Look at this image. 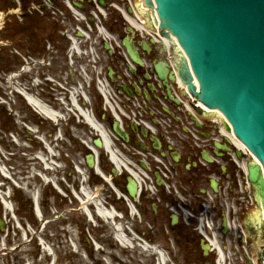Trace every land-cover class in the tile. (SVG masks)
<instances>
[{
	"label": "rangeland",
	"instance_id": "rangeland-1",
	"mask_svg": "<svg viewBox=\"0 0 264 264\" xmlns=\"http://www.w3.org/2000/svg\"><path fill=\"white\" fill-rule=\"evenodd\" d=\"M0 22H2L1 19ZM18 44L17 41L7 42L3 37V31L0 30V186L3 184L0 188V196H2L0 197V219L6 221L5 231L1 232L0 230V264H50L52 260H46L44 248L39 245L36 237H33V240H31V237L25 240L23 232L16 226V220L12 218V213H8L6 205L10 207L13 205L21 222L32 224V215L28 214V207L21 203L19 205L14 200L17 190H20V193L24 194L26 198H30V196L37 198L39 196L40 202L45 208V216L50 221L45 232L51 235L50 247L56 251L59 263L83 264L81 262L83 260L85 264H92L90 259L93 257H95L94 259L105 258L107 261L102 262V264L151 263L147 261L149 258L146 254H143L144 251L140 247L135 245L131 249H129L130 247L121 248L118 242L110 237L109 222L99 217H97L94 224L88 222L85 214L89 210L87 207L84 208V204L95 202V200L87 202L81 195V204V201L73 195V188L78 192H80L78 189L84 188L96 199L95 203L100 201L102 204L110 205L109 209H112L113 206L122 211L127 209L126 203L117 199L107 181L95 174L90 181L88 180L90 174L84 160L85 152L83 151L86 147L82 140L91 141L94 132L84 124V119L72 108L70 97L73 91L77 90L76 97L80 103H82L85 96L90 99L85 106L86 109L102 112V97L97 89V82L94 80L97 73L92 66L93 63L90 61L89 54L77 57V62L74 65L77 69L81 67L83 71L85 70L84 74L75 72V78L79 83L73 87H66V59L64 58L67 54H63V56L61 54V51L64 50V44L60 45L61 47L56 53L51 52V54H47L48 56L41 57L43 60L31 59L29 53L20 50ZM15 47L21 52L22 56L15 53ZM172 54H175L178 59H182V55L176 46H172ZM56 82L70 91H65L58 84L56 85ZM23 90H28L39 97L50 110L53 109L64 115L65 117L60 120L59 125L57 126L52 120L37 114L36 110L30 107L26 99L18 92ZM56 98H59V100H56ZM5 111L8 112L7 117ZM34 114L39 117L40 122ZM38 127L41 131H44L48 140L53 142L51 147L56 155V160L50 158L49 166L52 165L51 170L46 169V165L37 156L40 149L43 153L44 150L46 151L45 146L38 142L35 137L36 132L30 134L27 129L31 128L36 131ZM115 148L118 149V146L115 145ZM44 154L48 158V150L47 154ZM103 154L105 156L104 165L106 169L110 170L112 164L104 151ZM60 155L62 158H60ZM121 155L123 160H127V162H136L129 155L123 153ZM76 166L81 167L84 173L80 174L76 170ZM55 168L59 169L60 172L55 171ZM23 178H30V186L21 181ZM45 178L53 181L57 180L65 189L62 190L64 195H68L70 198L65 199V197H62L52 182H46ZM84 178H86V181ZM118 185L124 188L125 183ZM9 191L12 194V199L6 197ZM111 193L115 196L114 199L111 197ZM1 201H4V204ZM92 208L94 209V206H91ZM257 214L255 210L248 211L245 214L247 223L255 218ZM65 218L71 220L70 225L67 227L69 232H66L65 227L61 224ZM124 222L127 225H135L139 231H144L146 233L145 237L152 238V242L157 243L158 246L163 244L159 224L155 223L156 226L152 231L148 227V221L144 218L143 224L138 221L136 216L134 219L126 218ZM155 222L157 221L155 220ZM35 226L37 227V225ZM128 235L133 237L132 234ZM147 238L142 239L148 242ZM92 240L103 243L101 249L105 250V254L110 256L101 255L102 250L100 249H91ZM70 241L78 245L76 251L70 247ZM229 254L234 256L230 252ZM111 258L118 259V261L110 262Z\"/></svg>",
	"mask_w": 264,
	"mask_h": 264
},
{
	"label": "water",
	"instance_id": "water-1",
	"mask_svg": "<svg viewBox=\"0 0 264 264\" xmlns=\"http://www.w3.org/2000/svg\"><path fill=\"white\" fill-rule=\"evenodd\" d=\"M158 1L191 56L203 99L227 113L238 134L264 161V0ZM123 44L130 57L142 63L134 42L126 38ZM157 71L165 77L162 68ZM181 73L187 79L184 69ZM113 128L128 140L118 121ZM89 160L92 166V156ZM249 178L260 201L264 179L259 165L249 164ZM136 191L129 178L133 198Z\"/></svg>",
	"mask_w": 264,
	"mask_h": 264
},
{
	"label": "flooded vegetation",
	"instance_id": "flooded-vegetation-1",
	"mask_svg": "<svg viewBox=\"0 0 264 264\" xmlns=\"http://www.w3.org/2000/svg\"><path fill=\"white\" fill-rule=\"evenodd\" d=\"M108 24L111 26L113 31L119 33L120 35L124 34L117 18H110ZM143 55L145 57L146 63H153L158 59V54L151 53ZM161 58L163 57L161 56ZM150 68L151 67L148 66L147 70H150ZM122 73H124L123 68L117 71V74ZM143 77H145V68H138L137 71L131 75L130 80H125V83L130 85L135 83L138 84L141 82ZM150 79L152 80V77H150ZM143 81L145 85L149 84L146 80L143 79ZM152 86V91H149L150 88L147 89L150 93V102L147 104V109H143V112L147 114V111H152V116L155 117L156 122L162 124L165 123L169 128L167 131L170 134H173L176 127L183 128L188 126L189 121L187 120L186 115L183 113L180 103H175L169 99L167 88L163 84L158 83H152ZM133 92L136 93L135 90ZM173 94H175L174 88ZM139 97L143 98L144 96L142 94ZM163 106H166V109L163 108ZM192 128L195 127H189L190 130ZM129 133L130 143L128 146L130 153H132L134 156H137L139 154L137 152V135L132 132L131 128H129ZM210 136L211 133H209V138L204 144V146L208 148L212 147L211 140H213V138H210ZM145 142L149 144V139H146ZM162 146L165 150L168 149V146L165 142H162ZM132 149L134 150L133 152ZM175 149L179 151V160L174 162L169 159L171 172L170 178L167 180V182H163L164 187L158 188L153 194L143 195L139 201V207L144 214L150 215L152 220H159L166 229L171 231L176 246L182 250L186 256L184 258V262H187L188 264H216L214 249L208 245L206 240L204 244L202 242V238L196 232L197 219H190L189 224H187L180 209V205H182L181 200L176 194L183 193L186 196L189 205L191 206L190 208H197L202 204V195L201 192H199L202 186L206 187L205 193L209 192L207 173H210L211 175H219L220 186L224 187L227 184L234 185L237 167L234 161H231L230 155L225 151L222 153V158L226 167V171L223 172V167L217 164L211 165V167L208 169L200 164L195 165L194 161H198L199 158L196 150L191 149L190 144L176 141ZM154 152L155 151L150 149L146 155L151 167H156L153 160ZM188 163L192 164V169L190 170H188ZM166 186L169 188L167 187V189ZM154 203L157 205L155 212L153 210ZM149 207L151 208L152 213L149 211ZM173 207H175V211L172 209ZM210 207L211 212L209 214V218L215 222L221 218L215 209L216 201L211 200ZM208 233L211 234L210 231ZM232 246H234V243H232ZM91 261L92 264H102L103 262V260ZM110 262H113V259H111ZM56 263H59L58 258L56 259Z\"/></svg>",
	"mask_w": 264,
	"mask_h": 264
},
{
	"label": "bare ground",
	"instance_id": "bare-ground-1",
	"mask_svg": "<svg viewBox=\"0 0 264 264\" xmlns=\"http://www.w3.org/2000/svg\"><path fill=\"white\" fill-rule=\"evenodd\" d=\"M182 48H183V47H182ZM186 49H187V48H186ZM188 55H189V54H187V56H188ZM188 59H189V58H188ZM193 72H194V75H195V80L198 81V80H197V77H196V74H195V71H194V68H193ZM100 87H101V90H102L103 94L106 95L108 99H110L111 97L109 96L110 93H109V91H108V89H107V86H106V85L102 86V85L100 84ZM76 92H77V90L73 91V97H72L73 101H74L75 104H76V105H74V109L76 108V110H78L79 112H81L82 115L85 117V121H87V123L90 125V127H91L92 129H94L95 132H97L98 134H100V135L102 136V138H103V140H104V143H105V150L109 151V156H111V160L116 164V166H118V167H125V166H127L126 161L123 160V159L119 156L117 150L114 149V143H113V141H112V139H111V134H110V132L106 129V127H104L103 124H100V123H99V122L93 117V115H92L90 112L88 113L87 110H85L84 108H82V107L79 105V102H78V104L76 103V100H77ZM23 93H24V92H23ZM25 94H26V93H25ZM26 97H27V99L29 100V102H30L35 108H37L42 114H45V115H47V116L50 117V118H54V120H57V121L60 120V119H59L60 117H62L61 114H57V113L52 112V111L46 106V104H44L43 102H40V101L36 100L33 96H30V95L26 94ZM113 106H115V105H114V104L111 105V107H113ZM207 110H209L210 112H218V110H211V109H207ZM82 127H85V126H82ZM87 143L89 144V142H87ZM50 152L52 153L53 150H52V151L50 150ZM50 152H49L48 158H47V156H45V154H44V153L47 154V150H46V151L44 150V153H41V154H39L40 156H38L39 159L45 161L46 166H48V167H49V163H50L49 160H50V158H52ZM50 168H52V165H50ZM35 173H36V172H35ZM100 173H101V172H100ZM21 181L24 182V183H26V184H28V186H30V178H23V179H21ZM36 186H38V185H36ZM83 193H84V194L87 196V198H88V199H87V200H88L87 202H89V201L91 202V201H93V200H95V202H96V199H94L93 195H92V194H89L85 189H83ZM81 194H82V190H81ZM127 201H128V204H129V205H132L131 202H130L129 200H127ZM261 203H262V208H263V210H264V201L261 202ZM92 204H94V203L91 202V203L89 204V207L92 206ZM96 204H97V203H95V205H96ZM85 205H88V204H84V208H86ZM132 208H133V207H132ZM97 211H98V213H99L100 215H102V216L105 217V218H106L107 216L113 217L111 213H109V212L103 210V209L101 208L100 205H99V208L97 209ZM135 212H136V211H135L134 208H133L132 213H135ZM263 215H264V211H263ZM259 217H260V214L258 213V214H257V218H259ZM118 237H119V240L122 242V244H126V243L129 242V239H128L127 236L123 233V231H122V232H119ZM145 249H147L146 252L151 251L148 245H145ZM159 255H160V256H158V258H157V262H158V260H159V261H163L164 263H166V262H165V255H164L163 253H161V254H159ZM147 257H150V256L148 255ZM221 257H222V258H220V261H221V259L224 258V255L221 254ZM46 258H47V259L49 258V256L47 255V253H46ZM152 259H153V258H152Z\"/></svg>",
	"mask_w": 264,
	"mask_h": 264
}]
</instances>
